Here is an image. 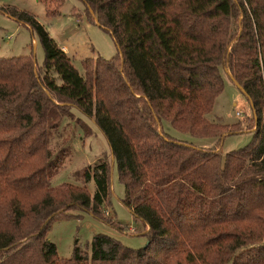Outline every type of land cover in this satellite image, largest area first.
Returning <instances> with one entry per match:
<instances>
[{"label":"trees","instance_id":"trees-1","mask_svg":"<svg viewBox=\"0 0 264 264\" xmlns=\"http://www.w3.org/2000/svg\"><path fill=\"white\" fill-rule=\"evenodd\" d=\"M41 1L56 15L66 0ZM82 1L118 46L110 58L86 57L84 72L35 13L4 7L32 27L45 60L34 50L0 55V264H264V0ZM226 66L252 104V140L223 154L169 134L164 120L218 142L242 130L209 115ZM76 107L114 159L78 171L84 182L53 184L72 151L52 145L64 118L93 132ZM113 167L147 242L99 231L62 256L49 237L58 217L88 211L128 229L107 213Z\"/></svg>","mask_w":264,"mask_h":264},{"label":"rangeland","instance_id":"rangeland-1","mask_svg":"<svg viewBox=\"0 0 264 264\" xmlns=\"http://www.w3.org/2000/svg\"><path fill=\"white\" fill-rule=\"evenodd\" d=\"M2 2L0 6V55L2 56L21 55L34 50L35 60L39 64L45 60L43 47L34 45L35 32L32 27L20 19L11 17L4 10V7L8 5H15L35 13L49 34L73 57L75 66L81 72H84L83 60L86 57L101 54L110 58L118 52V46L112 34L100 26L97 20L94 21L88 16L82 0H66L61 7V13L56 15L48 14L45 3L41 0H2ZM223 72L225 88L217 97L213 111L209 115L227 122L241 121L242 130L229 133L218 142L217 137H200L182 132L172 126L169 121L164 120V129L169 134L198 146L215 147L223 154L242 147L252 140L254 127L249 126L254 122L255 113L250 99L230 76L229 67H224ZM74 112L87 121L93 132L85 135L75 117L64 118L60 126L61 134L54 135L52 145L57 149L56 143L63 141L71 145L72 151L60 171L53 176V184L64 181L84 182V177L79 172H82L85 166L94 165L105 154H111L112 162L114 159L108 139L102 130L79 108H74ZM90 186L94 189L93 181L90 182ZM111 187L114 196L111 208L106 207L107 213L115 218L113 214L115 212L117 218L126 224L128 229L121 231L115 225L88 211H77L79 214L70 218L58 217L52 223L49 237L58 244L59 253L62 256L72 255L75 239L85 246L99 231L114 234L124 243L134 247H140L147 242L145 234L135 232L137 228H142L143 224L123 202L124 185L114 167ZM226 264H232V262L228 261Z\"/></svg>","mask_w":264,"mask_h":264},{"label":"crops","instance_id":"crops-1","mask_svg":"<svg viewBox=\"0 0 264 264\" xmlns=\"http://www.w3.org/2000/svg\"><path fill=\"white\" fill-rule=\"evenodd\" d=\"M10 16H11V17H14V16H12V15H10ZM33 40H34V45L36 46V45L38 44L37 38L34 37ZM63 46H64V45H63Z\"/></svg>","mask_w":264,"mask_h":264},{"label":"built area","instance_id":"built-area-1","mask_svg":"<svg viewBox=\"0 0 264 264\" xmlns=\"http://www.w3.org/2000/svg\"><path fill=\"white\" fill-rule=\"evenodd\" d=\"M2 4H3V2H2V0H0V6H2ZM63 49H64V47H63ZM64 50H66V49H64Z\"/></svg>","mask_w":264,"mask_h":264}]
</instances>
